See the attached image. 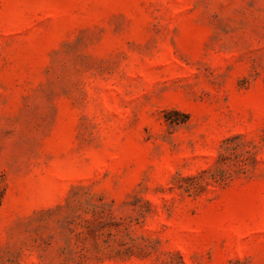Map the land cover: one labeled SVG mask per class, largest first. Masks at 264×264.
<instances>
[{
  "label": "rangeland",
  "instance_id": "rangeland-1",
  "mask_svg": "<svg viewBox=\"0 0 264 264\" xmlns=\"http://www.w3.org/2000/svg\"><path fill=\"white\" fill-rule=\"evenodd\" d=\"M0 264H264V0H0Z\"/></svg>",
  "mask_w": 264,
  "mask_h": 264
},
{
  "label": "trees",
  "instance_id": "trees-1",
  "mask_svg": "<svg viewBox=\"0 0 264 264\" xmlns=\"http://www.w3.org/2000/svg\"><path fill=\"white\" fill-rule=\"evenodd\" d=\"M0 203H1V196H0Z\"/></svg>",
  "mask_w": 264,
  "mask_h": 264
}]
</instances>
